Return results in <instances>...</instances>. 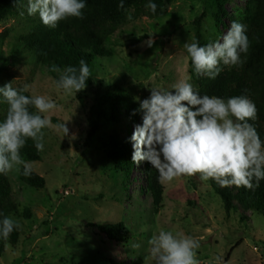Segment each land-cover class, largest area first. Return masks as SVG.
<instances>
[{"label": "rangeland", "instance_id": "374dc122", "mask_svg": "<svg viewBox=\"0 0 264 264\" xmlns=\"http://www.w3.org/2000/svg\"><path fill=\"white\" fill-rule=\"evenodd\" d=\"M247 7L248 0H228L220 25L212 0H171L153 18L133 19L131 11V19L115 31L104 55L97 56L89 84L78 93L56 87L60 73L50 71L51 64L42 66L21 51L13 56L8 67L16 75L13 87L27 86L24 93L29 96L50 97L59 107L43 115L53 125L66 123L69 135L45 129L43 151L31 139L21 150L32 171L44 179L43 190L28 185L22 168L4 174L15 210H8L3 201L0 212L20 227L14 230L18 237L2 247L0 264H155L148 241L161 229L198 241L199 264H264L263 216L238 204L226 214L200 173L161 183L163 197L156 202L148 193V162L135 163L125 183L107 155L111 137L130 141L142 123V118L134 124L126 119L128 99L138 102L152 89L193 83L184 45L193 42L195 24L200 22L203 39L213 43L233 21H243ZM38 19L24 13L0 21L3 59L11 57L18 37ZM96 108L98 127L93 130L90 114ZM7 109L0 103V120ZM28 145L39 160L26 158ZM118 223L125 231L120 240L107 239L90 227Z\"/></svg>", "mask_w": 264, "mask_h": 264}, {"label": "clouds", "instance_id": "9594fccd", "mask_svg": "<svg viewBox=\"0 0 264 264\" xmlns=\"http://www.w3.org/2000/svg\"><path fill=\"white\" fill-rule=\"evenodd\" d=\"M87 0H27V14L38 16L41 22L56 28L68 18H84ZM124 8V0L118 5ZM153 14L157 4L148 0L145 5ZM129 19L131 17L129 16ZM247 28L233 21L218 41L201 46L198 41L185 43L198 76L215 80L221 65H239L241 54L249 48ZM151 46V41H149ZM56 87L65 92L78 93L87 87L91 69L87 61L79 67L61 70ZM24 89L13 87L12 82L0 87V103L8 105L7 114L0 120V174L14 168L23 169V175L32 172L21 150L27 140L44 150L45 129L54 128L69 135L66 123L52 124L43 114L58 109V105L43 95L27 96ZM142 123L130 138L132 162H148L159 173L161 183L171 182L182 175L200 173L204 180L213 179L221 186H244L253 189L264 180V140L249 121H254L256 105L244 95L229 97L201 95L198 87L189 81L174 85L172 90L152 89L147 99L138 100ZM34 107L36 112L30 111ZM255 182V183H254ZM0 239L7 240L20 227L13 218L0 212ZM150 254L155 264H199L196 249L199 243L193 237L161 229L149 239Z\"/></svg>", "mask_w": 264, "mask_h": 264}, {"label": "trees", "instance_id": "16d2710c", "mask_svg": "<svg viewBox=\"0 0 264 264\" xmlns=\"http://www.w3.org/2000/svg\"><path fill=\"white\" fill-rule=\"evenodd\" d=\"M171 0H153L157 4L155 14L145 5L148 0H124V8L118 7L120 0H87L84 9V18H68L60 21L56 28L44 25L40 19L33 21L26 32L18 37L17 46H14L11 57L3 59L0 52V87L15 80V74L8 67L13 64V56L20 51L29 55L38 64L44 66L51 64L50 71L55 65L61 70L66 67H79L80 60H85L92 70L97 56L104 55V48L110 43L115 31L127 20L132 11V18H153L165 8ZM228 0H212L216 6V24H221L224 16L225 5ZM27 13V0H0V21L12 15ZM247 28L249 48L241 54L242 63L239 65H221L222 71L215 79L207 76H198L189 58V76L192 82L199 88L201 95L217 96L227 100L229 97L244 95L256 105L257 114L254 121H249L256 128L260 138L264 140V0H248V7L241 22ZM195 37L193 42L198 41L201 46L211 43L203 39L201 24H195ZM3 38L0 37V49ZM55 72V71H52ZM90 80L87 81L89 84ZM27 95L26 93H24ZM29 96V95H27ZM109 110L112 111L111 106ZM126 119L134 124L142 118L138 111L139 103L128 99L124 107ZM34 107H30L33 112ZM90 125L93 130L98 127L95 115L99 114V108L91 109ZM102 112H104L102 110ZM101 112V113H102ZM104 116V113H102ZM113 116H111L112 118ZM115 121V119H113ZM107 147L108 158L114 163L117 170L124 175V182L128 183L130 171L134 168L132 162L133 148L129 140H119L111 137ZM31 145L25 149L26 158L30 161L39 160L35 148ZM30 187L36 190L45 188V181L33 171L26 176ZM208 183L214 193L219 196L223 203L226 214H229L238 204L246 211L259 214L264 217V180L259 182L258 187L248 189L244 186H221L213 179ZM255 183V182H254ZM148 193L160 202L164 189L159 180V173L148 163ZM5 201L8 210H15L10 199V189L7 178L0 174V203ZM97 232L107 239L120 240L125 235L124 226L118 224H91ZM17 232H12L7 240L0 239V251L10 239H16Z\"/></svg>", "mask_w": 264, "mask_h": 264}]
</instances>
